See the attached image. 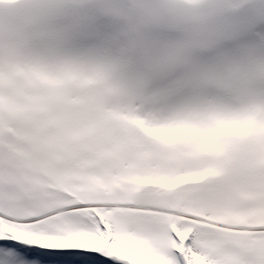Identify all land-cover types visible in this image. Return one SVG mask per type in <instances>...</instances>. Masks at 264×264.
<instances>
[{"label": "rangeland", "instance_id": "1", "mask_svg": "<svg viewBox=\"0 0 264 264\" xmlns=\"http://www.w3.org/2000/svg\"><path fill=\"white\" fill-rule=\"evenodd\" d=\"M137 2L0 0V210L95 238L111 264H264L260 126L198 114L211 100L162 118L140 80L174 64L173 42L140 43ZM212 22L182 24L193 37ZM216 126L218 153L198 156L194 130Z\"/></svg>", "mask_w": 264, "mask_h": 264}, {"label": "bare ground", "instance_id": "2", "mask_svg": "<svg viewBox=\"0 0 264 264\" xmlns=\"http://www.w3.org/2000/svg\"><path fill=\"white\" fill-rule=\"evenodd\" d=\"M236 2L239 4V11L215 19L216 22H212L211 26L206 25L200 31L201 36L190 37L187 23L183 25L160 21L151 24L152 19L140 15L143 23L148 24L144 28L145 34L140 38V43L164 45L173 42L172 51L176 57L174 64L162 70L160 76L149 79L142 75L140 84L148 86L149 94H160L155 98L157 103L155 109L164 116L162 118L181 114L187 105L197 107L204 106L203 103L208 105L209 102L206 103V100H211L209 105L213 107L212 111L218 108V112L198 114L222 115V118L216 120L235 123L228 128L240 134H250L255 125L260 126V129L257 128L255 140V149L259 157L264 156V19L260 18V13L264 10V0H236ZM242 3H244L243 8ZM146 4H149L147 0H138L134 7L139 9ZM112 44L120 46L121 38L115 37V43ZM126 54V50L118 53L113 48L103 57L106 59L113 57L119 61ZM165 70L168 72L166 73ZM175 81L178 82L176 87L172 84ZM166 87L170 90L165 89ZM250 106L256 108L250 110ZM233 112L234 115H231ZM242 114L245 115L244 118ZM190 119L203 120L197 117L196 113ZM211 119L203 121L208 122ZM246 119H249L247 124L250 126L242 124ZM216 120L214 119L213 124H216ZM221 127L223 128L216 126L211 134L210 131L194 130L193 136L198 135V137L192 136L197 143V150L194 151L198 156L212 154L216 156L218 153L216 150H219L216 145L218 142H224L225 137L223 133L217 135L213 133L217 131L219 133ZM176 135L171 133L169 137ZM160 136L163 134L160 133ZM204 141H206L204 145H207L202 147ZM262 170L260 169L255 175L260 177Z\"/></svg>", "mask_w": 264, "mask_h": 264}, {"label": "snow or ice", "instance_id": "3", "mask_svg": "<svg viewBox=\"0 0 264 264\" xmlns=\"http://www.w3.org/2000/svg\"><path fill=\"white\" fill-rule=\"evenodd\" d=\"M138 11L158 21L208 22L239 11V4L236 0H154ZM260 18L264 19V10ZM106 255L101 241L83 237L70 226L32 224L11 210H0V264H111Z\"/></svg>", "mask_w": 264, "mask_h": 264}, {"label": "trees", "instance_id": "4", "mask_svg": "<svg viewBox=\"0 0 264 264\" xmlns=\"http://www.w3.org/2000/svg\"><path fill=\"white\" fill-rule=\"evenodd\" d=\"M189 227H190V225H189V224H186L183 228L181 227V229H182V231H183V230L189 229ZM138 258H139V257H138ZM142 258H143V259H141V260H142L141 262H137L138 264H155V263H153V261H152L151 259L146 258V254H143V255H142ZM115 264H122V263L116 261ZM123 264H124V263H123Z\"/></svg>", "mask_w": 264, "mask_h": 264}, {"label": "clouds", "instance_id": "5", "mask_svg": "<svg viewBox=\"0 0 264 264\" xmlns=\"http://www.w3.org/2000/svg\"><path fill=\"white\" fill-rule=\"evenodd\" d=\"M11 7H14L13 4H5L3 5V8L6 10L8 8H11ZM4 20H5V23L8 24V23H12L13 22V19L11 17L8 16L7 12L5 11L4 13Z\"/></svg>", "mask_w": 264, "mask_h": 264}]
</instances>
